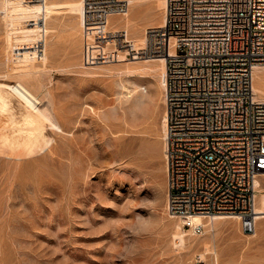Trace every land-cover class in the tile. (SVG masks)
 Masks as SVG:
<instances>
[{"label": "rangeland", "instance_id": "rangeland-1", "mask_svg": "<svg viewBox=\"0 0 264 264\" xmlns=\"http://www.w3.org/2000/svg\"><path fill=\"white\" fill-rule=\"evenodd\" d=\"M128 3L108 20L123 46L85 36L83 0H8L0 11V82L25 81L64 127L1 86L0 264H264V216L250 233L228 217L185 245L174 238L165 56L140 53L165 6ZM258 179L264 190V171Z\"/></svg>", "mask_w": 264, "mask_h": 264}, {"label": "built area", "instance_id": "built-area-1", "mask_svg": "<svg viewBox=\"0 0 264 264\" xmlns=\"http://www.w3.org/2000/svg\"><path fill=\"white\" fill-rule=\"evenodd\" d=\"M83 1L85 36L123 46L126 36L108 20L128 0ZM140 53L166 58L168 212L194 234L204 229L195 215H237L254 231L264 99L253 73L264 65V0H165L163 22L145 29Z\"/></svg>", "mask_w": 264, "mask_h": 264}, {"label": "bare ground", "instance_id": "bare-ground-1", "mask_svg": "<svg viewBox=\"0 0 264 264\" xmlns=\"http://www.w3.org/2000/svg\"><path fill=\"white\" fill-rule=\"evenodd\" d=\"M160 4L164 7L165 6V0H160ZM8 10V0H0V11H7ZM4 13V12H3ZM165 67H166V59L164 57L163 62V68H164V74L162 79V86L164 87L165 84ZM259 70H264V65H258L254 69L253 73V86L255 91L257 92V97L264 99V75L260 76L258 74ZM42 83V82H41ZM40 83V84H41ZM8 86L9 88L13 89L21 98H23L30 106H32L35 110H37L48 122L53 128H59L60 130H64V127L59 121V117L57 115V112L53 110V107L51 106L50 102L47 101L44 103V99L42 100L37 93H35L32 88L25 83V81L18 79L15 82H0V95L1 94V86ZM45 98V97H43ZM37 143V136L34 138ZM43 138H41L42 140ZM42 141V144H45L46 146H49L51 141L45 140V142ZM41 144V145H42ZM38 146H36L37 148ZM40 148V147H38ZM41 149V148H40ZM43 149V148H42ZM39 150V149H38ZM36 151V150H35ZM19 156V155H18ZM257 196H256V222L257 220H260L262 216H264V190L262 189L260 185V181L257 178ZM228 217H238L237 215H231V214H215L210 215L208 217H204L202 215H195L194 220L196 222H202L205 225H209L210 227H213L215 225V221L220 218H228ZM182 221L177 223L176 229L173 233L174 238L179 241L180 243L184 244L186 241H190V235L189 231L193 232L191 229H188L183 226ZM214 229V228H213ZM255 230V229H254ZM190 232V234H191ZM250 233V232H249ZM178 242V243H179ZM185 245V244H184Z\"/></svg>", "mask_w": 264, "mask_h": 264}]
</instances>
